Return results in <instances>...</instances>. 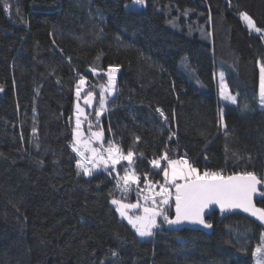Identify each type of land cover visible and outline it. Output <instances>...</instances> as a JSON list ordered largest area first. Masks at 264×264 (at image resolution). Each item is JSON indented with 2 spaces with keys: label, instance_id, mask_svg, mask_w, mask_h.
<instances>
[{
  "label": "trees",
  "instance_id": "obj_1",
  "mask_svg": "<svg viewBox=\"0 0 264 264\" xmlns=\"http://www.w3.org/2000/svg\"><path fill=\"white\" fill-rule=\"evenodd\" d=\"M132 1L7 0L5 11L0 0V264H255L264 231L239 212L211 211L212 227L201 230L170 229L157 217L153 235L141 238L110 203L139 192L117 187L128 162L91 176L76 167L71 116L83 76L82 95L95 97L84 106L90 127L103 128L105 145L134 151L139 185L145 174L162 179L166 160L159 169L150 161L165 153L201 174L253 172L264 181V32L240 15L264 30V0H145L138 9ZM110 65L118 68L115 95L97 118ZM216 69L238 96L221 104L223 128ZM173 205L174 197L169 217ZM255 205L264 208V198Z\"/></svg>",
  "mask_w": 264,
  "mask_h": 264
},
{
  "label": "snow or ice",
  "instance_id": "obj_2",
  "mask_svg": "<svg viewBox=\"0 0 264 264\" xmlns=\"http://www.w3.org/2000/svg\"><path fill=\"white\" fill-rule=\"evenodd\" d=\"M133 5L137 7H144L145 0H133ZM4 10H9L7 0H5ZM241 18L247 22V26L250 31L256 33L264 32L261 28L257 27L251 17L246 13H241ZM264 39V36L261 37ZM259 63V62H258ZM118 71L117 67L109 66L107 70V86L102 87L100 92V107L96 110L95 115L99 118L102 112L105 110V104L107 102V96H111L115 91V73ZM93 75L96 74V69H92ZM221 86H220V98L226 100L233 105L238 104V96H233L227 91V86L224 84V73H220ZM86 84L85 77L81 76L77 82L76 96L81 95L82 87ZM107 94V95H106ZM93 98V93L88 92L85 98V103L89 104ZM259 107L264 109V66L260 68V90H259ZM248 105L243 106L247 109ZM156 112L160 117L167 120L165 113L162 109L157 108ZM83 110L77 105L76 127L73 130V140L71 143L72 151L77 153L78 156H83L81 147L91 153V157L86 158L92 162V168L85 167L80 160H77L76 167L82 170L84 176H91L92 171L95 168L104 166L109 174L116 171V165L120 161L124 160L128 162V167L124 169V175L116 177L117 187L122 192L127 193L131 185L136 184L139 187L140 177L136 174L135 170L129 171L134 163V151L130 149L125 155L117 146L109 142L107 148H93L90 147L89 141H82L81 137V119ZM87 117L85 116V119ZM220 124L222 127H226L223 123V116L221 115ZM93 137L97 140L102 138V132L92 133ZM140 137H136V142H139ZM103 149V151H101ZM107 153V156L104 155ZM143 155V154H141ZM166 160L167 166L163 167V183L152 182L148 175L145 174V189H140L138 195L143 192L149 194L142 195L141 198L145 201H152L151 206L147 203L141 205L137 203H123L122 200L112 199L110 203L116 206V211L119 215L126 219L128 223L135 230L136 234L140 237H151L153 235V229L157 227V217H162L163 221L169 225H176L182 222H188L192 224L202 225L206 229H210L212 224L205 219V209H209L210 205H217L221 213L226 210L241 209L243 212L248 213L252 217H255L261 224H264V208L256 207L254 203V194H258L261 198H264V191L258 192V185L264 184V181L258 179L253 172L236 173L233 175L225 176L222 172L204 171L202 174L188 162L187 159H171L167 153H165L159 159H153L150 161L154 168H161L160 160ZM109 162H111V169L108 168ZM81 172L78 171L77 175ZM178 181H183L182 183ZM157 185H159V191H155ZM174 189V191H172ZM156 197H159L157 202ZM174 197L175 202V218H170L168 215V209L165 207L169 205L170 200ZM130 209H140V215H130ZM214 210V209H213ZM111 255L116 257L118 253L115 250L111 251ZM252 256L255 260V264H264V232L261 233V243L252 252ZM103 264V262H102Z\"/></svg>",
  "mask_w": 264,
  "mask_h": 264
},
{
  "label": "rangeland",
  "instance_id": "obj_3",
  "mask_svg": "<svg viewBox=\"0 0 264 264\" xmlns=\"http://www.w3.org/2000/svg\"><path fill=\"white\" fill-rule=\"evenodd\" d=\"M131 6H133V7H136L137 9L138 8H143V7H137V6H134L133 5V1L131 2ZM249 16V15H248ZM244 23L245 24H247V22L244 20ZM260 68H261V66H260ZM221 72H223V71H221V70H218V69H216L215 71H212L211 72V74H210V79H211V83H212V85H213V89H214V91H215V94H216V100H218V102H219V105H221V104H225V105H228V104H230V105H233V104H231L230 102H228V101H226V100H222L221 98H220V95H219V93H220V86H221V79H220V73ZM105 73H107V71H105ZM224 73V72H223ZM114 75H116V74H114ZM108 78V77H107ZM79 81V79L77 80V82ZM107 83V82H106ZM224 84L227 86V91L231 94V95H233V96H235V94H233L232 92H231V90L228 88V85H227V82H226V78H225V76H224ZM77 85V84H76ZM86 86H87V84H85L83 87H82V90H81V95H80V97L79 98H77V96H76V88H75V92H74V95H75V98H74V102H73V113H72V118H73V124H72V140H73V130L75 129V127H76V116H77V105H79V107H80V109H82L83 110V115H81L80 116V119H81V128H80V132H81V137H80V139L82 140V141H89L90 142V147H93V148H97V149H100L101 148V144H103V147L104 148H107L109 145H105V143H104V137H103V135H102V138L100 139V140H97L95 137H93V135H92V133H94V132H102L103 133V128L100 126V128H93V127H90V123H89V121H88V114H87V110H86V108L84 107V104H83V101L85 100V98L87 97V95H82V92L83 91H85V89H86ZM107 86V85H106ZM106 86H104V87H106ZM115 86H116V83H115ZM77 87V86H76ZM259 87H260V85H259ZM259 90H260V88H259ZM100 92H101V90H100ZM107 95V94H106ZM115 94H113V95H111V96H109V97H113ZM257 98H258V100H259V92H258V95H257ZM107 99H108V96H107ZM94 103H95V97H94V95H93V102L91 103V106L90 107H93L94 106ZM258 106H259V104H258ZM99 107H100V99H99V101L96 103V110L97 109H99ZM223 107H224V105H223ZM107 107H106V105H105V109H106ZM260 108V107H259ZM224 108H222V105L219 107V109H218V111H219V113H220V116H219V118H218V121H219V124H220V118H221V114L223 113V110ZM96 110H95V112H96ZM85 116L87 117L86 119H85ZM224 123V122H223ZM220 127L221 128H223L222 126H221V124H220ZM3 129H2V125H1V123H0V147H1V145H3V144H5L6 143V135L5 134H3ZM72 140H71V142H70V146H71V143H72ZM81 151L83 152V156H78L77 155V153H76V156H77V160H80V162L85 166V167H87V168H92V162L89 160V159H86V158H89V157H91V153L89 152V151H87V150H85L83 147H81ZM101 151H103V149H101ZM104 155L105 156H107V153H104ZM180 159H186V158H180ZM178 160V159H177ZM188 160V159H187ZM123 161L124 160H122V161H120V163H118L117 165H119V164H123ZM188 162H189V160H188ZM161 163V162H160ZM190 163V162H189ZM167 166V161H166V163H165V165L163 166V167H166ZM109 167H112V165H111V162H109V165H108V168ZM124 168H127L128 166H123ZM194 167V166H193ZM104 168V166L103 165H101L100 167H98V168H95V169H93V171H92V173L93 172H96V171H99V170H102ZM196 168V167H195ZM197 169V168H196ZM198 170V169H197ZM129 171H132V168H130L129 169ZM162 171H163V169H162ZM162 171H161V177H162V179H159V180H153L152 178H150V177H148L152 182H157V181H159L160 183H163L164 182V180H163V174H162ZM119 172V175L120 176H123L124 175V171H118ZM117 172V173H118ZM200 172V171H199ZM178 182H180V183H182L183 181H178ZM136 187H137V185L136 184H134ZM145 187H146V185H145V181L143 182V184L142 185H139V187H138V189H139V192H140V189H145ZM155 191H159V185H157V187H156V189H155ZM147 194H149V193H147L146 191L145 192H143V193H141L140 195H138V193H136V197H135V199L133 200V201H122L123 203H137V202H139L141 205H144V204H148V205H150L151 206V204H152V201L151 200H149V201H145V200H143L142 198H141V196L142 195H147ZM156 199H157V202L159 201V197H156ZM115 209H116V206H115ZM129 214L130 215H140V214H142L141 213V210L140 209H130L129 210ZM120 216V215H119ZM121 217V216H120ZM122 218V217H121ZM125 222H128L126 219H124V218H122ZM157 225H158V220H157ZM131 226V225H130ZM132 227V226H131ZM156 228V227H155ZM154 228V229H155ZM133 229V228H132ZM153 229V230H154ZM134 230V229H133ZM135 231V230H134ZM154 232V231H153ZM140 237V236H139ZM141 238H148V237H141Z\"/></svg>",
  "mask_w": 264,
  "mask_h": 264
},
{
  "label": "water",
  "instance_id": "obj_4",
  "mask_svg": "<svg viewBox=\"0 0 264 264\" xmlns=\"http://www.w3.org/2000/svg\"><path fill=\"white\" fill-rule=\"evenodd\" d=\"M93 102V98H92V100H91V102L89 103V104H86L85 103V100L83 101V104H84V106H86V107H90L91 106V103ZM259 187H260V185H258L257 186V188H258V192H259ZM258 198V194H254V203H255V200ZM256 207H258L257 205H256ZM259 208V207H258ZM173 214H172V216L170 217V218H175V202H174V205H173ZM214 209V210H213ZM211 211H217V212H220L221 213V211H220V209H219V206H217V205H210L209 206V209H205V217L207 216V215H209L210 213H211ZM233 212H239L240 214H242V215H244V216H246V217H248L250 220H252L253 222H256L257 223V225L259 226V227H261L262 229H263V231H264V224H261L255 217H252L251 215H249L248 213H245V212H243L241 209H231V210H226L224 213L225 214H230V213H233ZM168 225V228H170V229H180V228H186V229H188V230H190V229H192V230H201V229H203L204 227L202 226V225H198V224H192V223H188V222H182V223H180V224H176V225H169V224H167Z\"/></svg>",
  "mask_w": 264,
  "mask_h": 264
},
{
  "label": "crops",
  "instance_id": "obj_5",
  "mask_svg": "<svg viewBox=\"0 0 264 264\" xmlns=\"http://www.w3.org/2000/svg\"><path fill=\"white\" fill-rule=\"evenodd\" d=\"M259 85H260V69H259ZM260 88V87H259Z\"/></svg>",
  "mask_w": 264,
  "mask_h": 264
},
{
  "label": "bare ground",
  "instance_id": "obj_6",
  "mask_svg": "<svg viewBox=\"0 0 264 264\" xmlns=\"http://www.w3.org/2000/svg\"><path fill=\"white\" fill-rule=\"evenodd\" d=\"M117 73V72H116Z\"/></svg>",
  "mask_w": 264,
  "mask_h": 264
}]
</instances>
